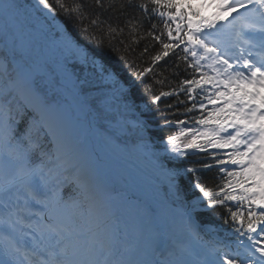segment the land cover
<instances>
[{"label": "snow or ice", "instance_id": "6c2138e0", "mask_svg": "<svg viewBox=\"0 0 264 264\" xmlns=\"http://www.w3.org/2000/svg\"><path fill=\"white\" fill-rule=\"evenodd\" d=\"M77 113L135 138L147 223ZM0 264H264V0H0Z\"/></svg>", "mask_w": 264, "mask_h": 264}, {"label": "bare ground", "instance_id": "6f19581e", "mask_svg": "<svg viewBox=\"0 0 264 264\" xmlns=\"http://www.w3.org/2000/svg\"><path fill=\"white\" fill-rule=\"evenodd\" d=\"M92 137L91 143L96 153L101 157L103 169H110V173L114 175V182L110 181V183H113L117 191L126 198L122 200L121 207H126L128 211L131 210L133 215L147 223V219L143 217L142 209L145 206L155 207L157 204L154 197L146 194L149 184L140 183V180H149V177L146 176L145 171L137 167L134 159L124 157V155H128L126 148L123 153L114 152L96 130ZM128 211H126V215Z\"/></svg>", "mask_w": 264, "mask_h": 264}, {"label": "trees", "instance_id": "16d2710c", "mask_svg": "<svg viewBox=\"0 0 264 264\" xmlns=\"http://www.w3.org/2000/svg\"><path fill=\"white\" fill-rule=\"evenodd\" d=\"M59 19L64 22V23H68L66 20H64L63 17H59ZM69 28H71V25L69 24L68 25ZM83 42V41H82ZM142 47V45H141ZM148 82V81H146ZM135 98L137 99V102H139L141 99H145L146 100V97H141L138 93V91L135 93ZM183 98V97H181ZM169 103H171L172 101L169 100L168 101ZM161 107H163V104H161ZM156 117V113L155 112H150V113H144L143 116H142V119H144L145 121H147L149 123V126H150V133L154 136H159L161 139L164 138L166 135H168L169 133H171L173 131V129H165L164 131H157L156 130V125L159 123L158 119L155 118ZM179 119H185V117H178ZM126 138H129V139H134L133 136H128ZM188 159L190 160H195L196 158L195 157H189ZM183 166V163H181L180 165H178V167H182ZM215 169H213L211 172H205L203 173L204 176H210V175H213L215 173ZM191 177L188 178V180H190ZM188 180H185V179H181L180 180V183L181 185L184 187L185 191L188 192ZM196 195H199L198 192L196 193H189V199H191L193 196H196ZM235 210V209H233ZM243 211H247V206L244 207ZM201 215L207 219L208 222H211L213 224H216V225H220L221 222L219 220H216L214 218V216L212 215V213L210 211H205L203 213H201Z\"/></svg>", "mask_w": 264, "mask_h": 264}, {"label": "rangeland", "instance_id": "374dc122", "mask_svg": "<svg viewBox=\"0 0 264 264\" xmlns=\"http://www.w3.org/2000/svg\"><path fill=\"white\" fill-rule=\"evenodd\" d=\"M76 116H77L76 126H77V128L79 130H81V132H83L85 127L89 126L88 118L90 116L80 115L79 113H77ZM92 139L93 138H91V140H90L91 142H92ZM91 142L89 144H90V146H93ZM124 142H126V144H127L126 149L128 151V155H124V157L126 159H129V157H131V159L135 160V163H136L137 167L142 169L143 171H145V174H146V176L149 177V180H145V181L144 180H140V183H142V184L143 183H148L149 184V189H147V191L149 193H151L155 198H157L156 185H155V183L153 181V178H152V173H151V169H150V165H149L148 160L143 158V157H139V156L133 154L131 146H132V143L134 141L133 142H128V141L124 140ZM92 149L94 150V147Z\"/></svg>", "mask_w": 264, "mask_h": 264}, {"label": "water", "instance_id": "95a60500", "mask_svg": "<svg viewBox=\"0 0 264 264\" xmlns=\"http://www.w3.org/2000/svg\"><path fill=\"white\" fill-rule=\"evenodd\" d=\"M94 130V128L91 126L89 129H87V135L91 132V131H93ZM108 174V173H107Z\"/></svg>", "mask_w": 264, "mask_h": 264}]
</instances>
